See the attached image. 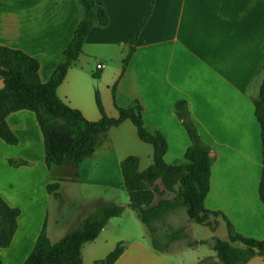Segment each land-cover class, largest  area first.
<instances>
[{
  "label": "crops",
  "instance_id": "0c3cea01",
  "mask_svg": "<svg viewBox=\"0 0 264 264\" xmlns=\"http://www.w3.org/2000/svg\"><path fill=\"white\" fill-rule=\"evenodd\" d=\"M96 1L104 5L110 24L91 31L58 96L87 120L97 122L102 118L97 92L107 115L118 117L113 95L117 85V105L127 108L139 103L149 130L165 136V161L170 165L185 163L191 145L175 109L178 102L186 101L214 159L206 208L225 215L239 234L263 241L264 205L259 188L264 153L254 100L264 67V0H155L126 69L127 40L146 17L152 0ZM83 17L80 0H0V45L36 58L41 81L47 83L65 61L64 51ZM3 86L0 77V89ZM7 123L19 143L11 146L0 139V197L19 208L21 215L11 246L0 249V264H24L45 224L51 241L61 240L63 236L52 238L51 214L54 225L64 228L63 190L70 187L75 194L83 185L99 187L103 195L85 199L81 210L67 219L75 221L72 229L101 204L124 207L121 217L112 219L97 240L84 246V264L105 259L119 243L125 251L115 264H203L207 260L222 264L208 244L213 238L228 240V231L226 239L220 234L226 225L222 217L215 231L205 227L209 230L206 236H199V230L194 233L189 219L182 227L187 228L191 242L182 248V241L170 234L173 223L163 222L151 242L133 219L132 228L124 224L127 212H132L131 217L136 214L130 208L121 163L137 156L140 170L145 171L154 162L153 146L140 139L131 121L112 129L81 165L71 162L51 169L46 165L44 137L35 114L13 113ZM11 160L25 165L11 166ZM51 184L60 185L61 199L48 193ZM173 197H157L156 204ZM248 264H264V258L257 256Z\"/></svg>",
  "mask_w": 264,
  "mask_h": 264
},
{
  "label": "trees",
  "instance_id": "16d2710c",
  "mask_svg": "<svg viewBox=\"0 0 264 264\" xmlns=\"http://www.w3.org/2000/svg\"><path fill=\"white\" fill-rule=\"evenodd\" d=\"M154 2L155 0H152L146 17L127 40L129 54L124 61V69L135 52L134 45L152 14ZM80 3L84 17L72 42L64 51L65 61L55 69L47 83L41 81V66L36 58L24 51L0 45V77L4 82L3 88L0 89V139L8 145H18L19 139L9 127L7 119L13 113L30 111L35 114L44 137L47 167H63L71 162L81 165L96 152L101 139L112 129L131 121L137 128L140 139L154 148V162L145 171L140 170V158L137 156H129L121 163L130 208L147 230H151L152 223L166 209L180 205L187 210L191 221L212 231L216 230L213 218L222 217L226 222L228 240L213 238L211 243L201 242L212 247L222 264H248L257 256L264 258V240L239 234L225 215L208 210L205 206L211 187L214 159L211 147L205 144L199 135L186 101L178 102L175 109L190 137L191 145L186 151L185 163L170 165L165 161L168 150L165 136L149 130L139 103L127 108L117 105V85L113 87V95L118 117L107 115L101 96L97 92L96 104L102 117L97 122L87 120L80 110L70 107L58 96V89L69 70L83 54L91 31L96 27L106 28L110 24L104 5L96 0H80ZM254 103L255 114L261 126L264 153V67L259 94ZM9 163L11 166L25 165L23 161L11 160ZM59 190V184L48 186V193L57 199H61ZM166 194H173V200H161L156 204L157 197ZM259 194L264 205V169ZM123 213L124 208L119 204H101L94 213L56 243L49 238L45 224L24 264H84V246L97 240L107 224L112 219L121 217ZM20 215L19 208L10 206L0 197V249L11 246L18 230ZM124 251L123 243H119L105 259L94 264H115Z\"/></svg>",
  "mask_w": 264,
  "mask_h": 264
},
{
  "label": "rangeland",
  "instance_id": "374dc122",
  "mask_svg": "<svg viewBox=\"0 0 264 264\" xmlns=\"http://www.w3.org/2000/svg\"><path fill=\"white\" fill-rule=\"evenodd\" d=\"M113 175H114V173H113ZM72 191L73 190H71L70 187H65V189L63 190L65 200H64V203L62 204L64 207V208H62V212L67 213V215L65 217L66 220L64 221V223H66L64 228H58V227H56V225H54L53 216L51 214L50 226H51V230L53 233L52 238H54V239L58 238V237L60 238V236H64V234H66L69 230H71L73 228V226H74L73 224H75V221L69 220L70 222H68L67 219H70L76 210H81V207L84 205V203H86L85 199H88V198L94 196L95 194L101 195L103 193L101 188L96 187V186L94 187V185L93 186L83 185L82 187L79 188V190L78 189L75 190L76 191L75 194ZM78 194H80V195L78 196ZM82 201H83V204L80 203ZM75 203H76V205H75ZM75 206H77V207H75ZM179 206L180 205L175 206V208L173 207L174 209L173 208L166 209L162 213V215L156 221H154L152 223L150 231H148L144 225L142 226L137 214L134 211L133 212L136 214L135 217L133 216L134 218L131 217L130 213H132V212H127V215L125 216V218H123L125 221L124 224L128 228H132L133 223L131 221L133 219L134 223L136 225H138V224L141 225V227L140 226H138V227H140L142 230L145 229V231L147 232V234H146L147 238H149V241L151 242L150 237L152 238V236H154V234H156L157 231L162 230L160 228H161V224L163 222L165 224H167L168 222L171 224L173 223L174 227L172 228V231L170 232V234H172L173 238L176 239L177 241L178 240L182 241L181 242L182 244L179 243V246L182 248V246H186L187 244H190L191 241L189 240V234L186 232L187 228L182 227L183 224H186V223L188 224L189 218L185 214V212L183 211L184 207H182V206L179 207ZM181 208H182V210H181ZM173 211H176V213H173ZM67 216H68V218H67ZM218 219L219 218H216V219L213 218L212 219V221L215 222L216 229H217V225H218V222H217ZM190 223H191L190 227L192 230H194V233H196L199 230V231H201L199 236H206L207 235V231H209V230H207V228H205V226L198 225V224L194 223L193 221H191ZM179 225H181V226H179ZM52 227H54L56 229L53 231L54 228H52ZM128 231L130 234H134V232L132 230L128 229ZM226 233H227L226 225L223 224V227L220 228V234H221L222 238H225V239L227 238ZM183 240H185V241H183ZM190 257H191V255H190ZM208 263H209V260L205 261L203 264H208Z\"/></svg>",
  "mask_w": 264,
  "mask_h": 264
},
{
  "label": "built area",
  "instance_id": "2783aa9c",
  "mask_svg": "<svg viewBox=\"0 0 264 264\" xmlns=\"http://www.w3.org/2000/svg\"><path fill=\"white\" fill-rule=\"evenodd\" d=\"M102 66H98L99 69H101Z\"/></svg>",
  "mask_w": 264,
  "mask_h": 264
}]
</instances>
